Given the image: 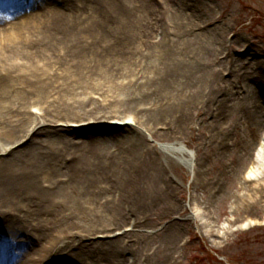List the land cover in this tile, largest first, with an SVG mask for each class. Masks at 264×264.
Instances as JSON below:
<instances>
[{
    "label": "bare ground",
    "instance_id": "6f19581e",
    "mask_svg": "<svg viewBox=\"0 0 264 264\" xmlns=\"http://www.w3.org/2000/svg\"><path fill=\"white\" fill-rule=\"evenodd\" d=\"M11 1L0 0V264H130L132 215L181 191L161 173L189 152H158L148 134L168 140L198 108L179 58L191 34L156 42L146 0H57L55 12ZM243 179L263 197L264 143Z\"/></svg>",
    "mask_w": 264,
    "mask_h": 264
},
{
    "label": "rangeland",
    "instance_id": "374dc122",
    "mask_svg": "<svg viewBox=\"0 0 264 264\" xmlns=\"http://www.w3.org/2000/svg\"><path fill=\"white\" fill-rule=\"evenodd\" d=\"M50 1L59 10L60 2ZM146 1L153 4L146 31L156 42L165 32L191 34L189 52L179 58L192 66L198 108L183 112L184 128L168 140L148 134L158 152L180 145L190 157L173 159L161 173L176 179L179 194L132 215L142 236L126 257L130 264H264V195L252 200L243 179L264 143V0Z\"/></svg>",
    "mask_w": 264,
    "mask_h": 264
}]
</instances>
